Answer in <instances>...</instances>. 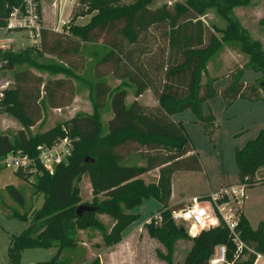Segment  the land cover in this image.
<instances>
[{"label":"trees","instance_id":"trees-1","mask_svg":"<svg viewBox=\"0 0 264 264\" xmlns=\"http://www.w3.org/2000/svg\"><path fill=\"white\" fill-rule=\"evenodd\" d=\"M24 1L0 0V29L5 28L12 10L21 7ZM152 1L121 4L120 0H78L69 20L75 23L79 18L96 13L87 25H73L68 33L43 30L41 49L1 52L0 62L5 70L27 66L52 76L63 75L66 79L44 82L33 78L29 69L16 73V86L4 92L0 111L8 113L23 128L15 137L0 133V160L18 152L35 158L37 147L51 145L64 137V129L78 137L68 163L59 166L53 176L37 165L33 186L36 195L44 196L45 204L27 230L12 236L9 264H22L24 250L52 248L58 250L56 256L39 264H75L73 260H60L61 254L75 249L79 234L88 230L101 233L105 248L113 247L122 241L123 232L140 220V214L133 211L151 199L163 204L159 211L163 215L161 225H147L149 234L166 249V253H158L159 260L174 264L175 243L182 238H192L174 223L168 208L172 177L176 172H202L204 168L183 123L175 122L172 117L191 111L207 130L215 128V115L211 110L206 114L203 106L220 95L214 87L218 77L206 76L209 63L225 46L237 47L248 58L243 69L230 75L229 85L221 92L226 108L238 99H264V50L261 42L252 39L233 13L234 9L248 6L252 0H187L174 7L163 5L151 9ZM211 7L218 8L225 17V29L211 30L204 23L203 14ZM98 42L108 50L96 63L97 71L106 69L123 83L112 88L103 80L104 73L98 75L99 81L92 86L93 115H77L44 133L31 135L29 130L42 119L41 88L44 87L48 106L61 108L71 91L70 88L67 92L65 86L75 77L72 63L49 65L40 61L43 53L62 60L70 59L80 52L81 43ZM247 70L261 73L256 84L242 82ZM129 86L134 88V100L130 104L127 101ZM148 90L152 91L158 105L147 106L138 100ZM108 103L113 118L104 134L101 111ZM208 135L212 137L213 133L208 132ZM134 152L142 154L146 161L144 165L125 164ZM235 160L239 183L247 187L256 184L257 174L264 167V129L255 140L236 149ZM156 169L160 173L158 180L146 182L143 176ZM16 173L23 180L32 177L30 173ZM84 175L90 178L94 195L90 205L97 211L79 217L81 190L77 183ZM7 192L12 201L25 205L26 199L19 188L11 185ZM100 194L105 196L102 201L98 199ZM99 215L114 220L111 230L106 228ZM12 216L29 219V214L18 211ZM239 231L245 242L264 255L263 223L253 229L242 213ZM192 239V248L183 264H209L214 248L222 244L229 246L228 258L233 259L235 247L225 225L203 231ZM250 256L235 264H253L255 257ZM85 264H100V260L95 258Z\"/></svg>","mask_w":264,"mask_h":264},{"label":"rangeland","instance_id":"rangeland-1","mask_svg":"<svg viewBox=\"0 0 264 264\" xmlns=\"http://www.w3.org/2000/svg\"><path fill=\"white\" fill-rule=\"evenodd\" d=\"M38 1L41 7L42 26L44 27V30L55 31L57 33H68L70 27L73 25H87L96 14L94 13L89 15L84 19H78L75 23H73L69 20V13L71 12L67 13V11L68 7H71L72 5L73 8L78 0ZM134 1L135 0H120L121 4H130ZM186 1L187 0H153L150 8L155 9L163 5L174 7V5L180 3L183 4L186 3ZM255 2L259 3L260 8L259 12H257V17L254 19L251 14V5L255 4ZM233 13L250 35L251 32L256 34V37H262L264 35V0H252L248 6H240L234 9ZM202 18L203 20L205 19L206 22L204 23L211 30L216 28L223 30L227 26L225 17L221 15L219 9L216 7H211L206 10ZM219 36H221V33ZM28 48L41 49V40L37 39L35 42V40L25 32L0 31L1 51L5 52L12 50L14 52H22ZM262 48L264 50L263 45ZM107 50L108 49L105 48L101 42H98L81 43L80 52L75 57L70 59L64 58L62 60L61 57L43 53V57L40 61L49 65L66 64V62L72 63L73 65L71 69L74 71L75 77L69 79L70 81H68V83L72 84L71 86L70 84H66L65 86L67 92L70 91V88L71 91L68 92L67 96H65V106L61 108H50L48 106L45 93L43 92L44 87L41 88L44 102V104H42V119L29 130L31 135L44 133L59 124L65 123L68 119L77 115H93L95 109L92 86L99 81V78H97L98 75L104 73L102 74L104 75L103 80L109 83L112 88H115L119 84L123 83V81L117 80L110 72H106V69L100 70V73L96 69V63L100 61ZM238 50L239 49L235 46H225L224 49L210 62L211 66H213V70L215 68V71L212 75L208 74L206 78H211L212 76L214 78L218 77L216 81H219L218 85H222V81L226 78V76H229L230 78V75L237 73L239 69H243V67L248 63V58L241 54ZM28 69L29 68L27 66L16 67L13 70L0 68V89L2 87H5V90L14 89L16 86V73L24 72ZM29 70L30 73L32 72L31 75L33 78L36 77L37 79H42L44 82L58 78L66 79L63 75L52 76L48 72H40L33 69ZM247 71L246 79L252 81V76L257 73L252 70ZM256 82L249 84H256ZM221 92L222 91H220V95L218 96L220 98H216L218 100L213 103L214 111L217 115V122L215 123V128L210 127L208 129L209 133H213L212 137L207 134L206 136L204 135V132L202 131V126L204 127L203 124L200 128H195L193 125H190L189 120L195 118L191 111L183 114L181 119L185 122V124H187V129L189 131V135L191 136L192 143L196 145L199 156L205 161L208 170H210L209 173L211 177L213 176L215 180H217L219 176L217 173L214 174L218 170L215 159L219 155L221 171L223 173L222 175L224 177L225 184H233L238 180V168L235 160L236 149H242L248 142L255 140L260 131L264 129V99L259 101L238 99L229 108H226ZM132 95L134 97V88L129 86L128 102L133 98ZM209 112L210 109L206 112V114ZM225 112L226 114H224ZM111 116L112 110L110 104L108 103L101 111V121L104 134L107 132V121ZM22 128L21 123L11 117L8 113L0 111V133H5L11 137H15ZM145 162L146 161L140 152L130 154L125 160V164L128 165H144ZM155 175H157L156 171L147 175L146 179H144L146 182H154V180H156ZM35 180L34 176L30 177L28 180H23L17 175L15 170L7 168L6 166H0V264H9V247L12 236H18L27 230L30 227L33 217L37 211L45 204L44 196L35 194L33 186ZM256 181V184H252L247 187L246 198L243 201V213L245 217L249 219L251 226L254 229H258L261 223L264 225V171L259 172V175L256 177ZM215 182L217 184L213 186L214 191H216L219 186V182ZM11 185L19 188V190L23 193L26 199L24 206L18 205L9 197L7 187ZM77 186L81 190L80 205L92 204L94 195L89 176L84 175L81 181L77 183ZM192 186L193 185H190L189 188H193ZM172 197L173 189L171 190V196L168 201V208L171 211L176 208L179 209L189 206L191 203V200H189L181 204L178 200H174ZM98 199L99 201H102L105 199V196L100 194ZM176 204L181 205L175 207L174 205ZM162 207L163 204L151 199L149 201H145L142 206L136 208L133 213L140 214V221L134 226H131L128 231L125 232V237H127V235H129L134 229L139 228L140 225L145 224V222L151 218V215L158 213ZM14 211H18L21 214H29V219L23 220L19 217H13L12 214ZM99 218L108 230H111L115 224L114 220L107 215H99ZM140 236L141 238L137 243H135L134 249L137 254L138 252L143 254L142 259L145 260L144 256L150 257L151 255L155 260L158 259L159 252L166 253L165 247L158 241V239L149 234L147 224L143 229V233H140ZM86 241H90L92 243V247L94 244L98 245L99 242L100 245H103L102 235L98 231L88 230L87 232H81L79 234V243L77 247L75 249L63 251L60 259L62 261H66L72 258L75 260L73 262L75 264H85L86 253H84V250L87 249V247L83 243ZM192 244V238H182L175 243L173 258L174 264L184 263L192 248ZM57 251L58 250L56 248L27 249L22 253L21 262L22 264L46 263L51 261L56 256ZM93 252L99 253V250L94 249L93 247ZM249 257L251 256H247L243 260L248 259ZM93 259L95 258H92L91 260ZM259 264H264V260L260 261Z\"/></svg>","mask_w":264,"mask_h":264},{"label":"built area","instance_id":"built-area-1","mask_svg":"<svg viewBox=\"0 0 264 264\" xmlns=\"http://www.w3.org/2000/svg\"><path fill=\"white\" fill-rule=\"evenodd\" d=\"M42 12L38 0H25L21 7L14 8L7 19L4 32H25L36 42L41 40ZM0 50V54H1ZM3 64L0 62V68ZM5 87L0 89V100L4 97ZM65 136L56 140L53 144H43L37 147L38 155L33 158L27 154L11 153L2 160L0 166H6L15 171L30 173L32 176L38 173L37 165H41L45 171L53 176L57 168L67 164L73 154L78 137L69 130L64 129ZM247 186L236 184L222 188L203 200L198 197L192 199L189 206L172 211L174 223L192 238L198 237L203 231H209L225 225L229 230L231 243L235 247L233 259L228 258L229 246L218 245L214 248L209 264H235L247 256H254V264L264 260V255L245 242L239 231L240 217L243 213V201L246 198ZM163 220L162 213H155L147 220V225L160 226Z\"/></svg>","mask_w":264,"mask_h":264},{"label":"crops","instance_id":"crops-1","mask_svg":"<svg viewBox=\"0 0 264 264\" xmlns=\"http://www.w3.org/2000/svg\"><path fill=\"white\" fill-rule=\"evenodd\" d=\"M259 8H260L259 3L255 2V4L251 5V9H252L251 10V12H252L251 14H252L254 19L258 15L257 12H259ZM71 9H72V5H71V7H68L67 13L71 12ZM86 17H82V18H79V19H84ZM203 21L206 22L205 19ZM251 36H252V38L254 40L260 41L262 43L263 47H264V35L262 37H256V34H253L251 32ZM214 71H215V68L213 70V66H211V63H209L208 74L212 75V73ZM247 72L248 71H246L244 73L243 78H242V81L245 84L254 83L259 78H261V73H257L256 75L252 76L254 81L253 80L250 81L249 79L247 80L246 79V73ZM224 73H227V72H224ZM259 74H260V76H259ZM218 82L219 81H215L214 82V87H215V89L218 92H220V91H223L229 85L230 78H229V76H226V78L223 79V81H222V85H218ZM132 97H133V95H132ZM216 98H220V97H216ZM216 98H214L212 100H209L206 104H204L203 110L206 113L210 109L213 112V114L215 115L216 122H217V115H216V113L214 111V104H213L215 101L218 100ZM133 100H134V97L128 103L130 104ZM138 100L142 104L147 105V106H156V105H158V102H157V100H156V98H155V96H154V94L152 93L151 90L146 91L142 96H140L138 98ZM127 101H128V99H127ZM186 112H188V111H185L183 113L175 114L172 118L176 122L184 123L183 124L184 128H185L188 136L191 139V136L189 135V131L187 129V124H185V122L181 119V116L183 114H185ZM224 114H226V112ZM112 118H113V113H112V116L110 117L109 120H111ZM109 120L107 121V123L109 122ZM189 121H190L189 122L190 125H193L195 128H200V126H202L201 123L196 122L197 121L196 118H194L192 120H189ZM206 128H207L206 126H204V127L202 126V131L204 132L205 136H206V134L208 135V130ZM215 142H216V140H215ZM194 147L196 149V152L199 154V152L197 151L196 145H194ZM200 159H201V157H200ZM201 161H202V164H203L204 172L203 171L202 172H176L173 175V177H172L173 197L172 198L174 200H178L181 204H183V203H185V202H187L189 200L192 201V199L194 197H198L200 199H202V198L203 199H207V197L211 193L217 192V191H219L222 188L231 187V186L236 185V184L239 183V178H238L236 183L225 184V180H224V177L222 175L223 173L221 171V163H220L219 155L215 159L217 167H218V170L214 174L217 173L219 175L217 180H215V178L213 176L211 177V175L209 173L210 170H208V168H207V166L205 164V161L202 160V159H201ZM155 171L157 172V175H155L156 180H154V182L157 181L158 178H159V169H156L154 171L149 172L148 174L144 175L143 178L146 179L147 175L152 174ZM263 171H264V167L259 170V172H263ZM259 172H258L257 176L259 175ZM215 181L219 182V186H218V189L216 191L213 190V186H215L217 184ZM190 185H193L192 186L193 188H189ZM223 186H225V187H223ZM181 204H176L174 206L177 207V206H180ZM152 215H151V217H152ZM139 221H137V222L133 223L132 225H130L123 232L122 241L119 244H117V245H115L113 247H110V248H105L102 244L100 245V242L98 243V245L94 244V246H93L94 249L99 250V253L93 252L92 243L90 241L89 242H87V241L84 242L83 244L87 247V249L84 250V253H86L85 263H88L92 258H98L100 260V264H165L161 260H158V259L154 260V258H152V256L150 254H148V255H150V257L149 256H144L145 257V260H144V259H142V255L143 254L140 253V252H138V254H137L136 250L134 249L135 243H137L140 240V238H141L140 233H143V229H144L147 221L145 222V224L140 225L139 228L134 229L133 231H131L130 234L127 235V237H125V232H127L128 229L131 226H134ZM90 244H91V247H90ZM69 260H73V259L70 258ZM73 261H75V260H73Z\"/></svg>","mask_w":264,"mask_h":264},{"label":"water","instance_id":"water-1","mask_svg":"<svg viewBox=\"0 0 264 264\" xmlns=\"http://www.w3.org/2000/svg\"><path fill=\"white\" fill-rule=\"evenodd\" d=\"M88 162H91L90 159H87ZM97 211L96 207L90 205H80L77 209V215L82 217L85 213H95ZM183 233H185L184 229H181Z\"/></svg>","mask_w":264,"mask_h":264}]
</instances>
